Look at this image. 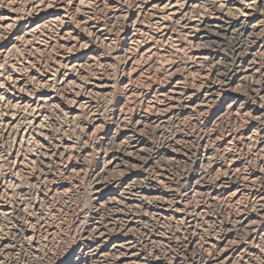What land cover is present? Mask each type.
<instances>
[{
	"label": "bare ground",
	"instance_id": "bare-ground-1",
	"mask_svg": "<svg viewBox=\"0 0 264 264\" xmlns=\"http://www.w3.org/2000/svg\"><path fill=\"white\" fill-rule=\"evenodd\" d=\"M26 1L30 7V14L32 10L33 12H35L36 15L34 16V18L30 16L28 17L27 23L24 24L20 28V30L16 34V37L12 43L15 44L16 42H18V40H22L25 43L28 42L27 44L30 45V48H32V50L37 52V51H41L43 48L51 49L52 45L56 44L55 42H58L61 49H59L58 51L54 50L56 52H54V54L52 55L53 57L50 60V63H48L47 70L45 69L46 71L38 75L33 74L34 75L33 78L35 79L37 78L38 80V83H37L38 85L35 86L38 89L37 96H35L34 98L26 97L27 99L25 100V99L19 98L18 94H16L14 97L10 96L11 98L9 99L6 98V102L8 105H10V108L13 107L14 109L16 108L21 109V107H23L26 111L28 110V114L24 115L26 117L25 119L23 118L24 119L23 123L20 124L21 130H22L21 136L25 137L26 134L27 135L34 134V133L36 134L39 132L38 133L39 138L43 136L47 137V134L45 136V134L43 133L44 132L43 124L45 123V120L47 119L46 118L47 109L48 110L53 109L56 106H58V104H61V103L65 104L64 114L66 117L63 116V118H66L67 122L68 120L73 123L76 121V126H78L79 124L77 125V123L79 119L81 117H85L86 122L82 130L85 129V127L87 126L86 130L89 131V134L91 135L94 134L92 132H95L96 130L102 128L103 120L98 115L97 111L94 110L93 106L96 105V101L98 102L97 100L98 98L100 100L101 99L106 100L109 93H112L110 91H112L111 89H112L113 82H111V80L109 79V77L111 76H108V75H105L106 78H101V77H97L96 75L95 77L93 74L94 77H92L91 75L92 72L95 73L97 71L91 70L92 72H89V70H86V69L87 68L91 69L92 63L95 62L100 57V54H98L99 56H97L95 52H92V49H93L92 48V35L94 36L96 40L98 39L100 42L104 43V45L108 46V44L110 43L109 31H107V28L103 23L102 24H97L95 22L92 23V20L90 19L93 13V12L91 13L92 10L90 11V7H91L90 5H92L91 0H26ZM246 1L248 0H234V2H231V0H135L134 6H133L134 11L131 13V15L130 13L128 14V17L129 15L130 17L128 20L127 27L125 28L123 27V29H121L122 31L119 28V31H118L119 32L118 42L120 43L118 44L121 49H117L118 51L117 54H119L118 58L120 57L123 58V60L121 59L123 61V71H121L122 72L121 74L122 76H124L123 75L124 73H127L128 75H130V73L135 74V75L137 74L140 75L142 73L147 72L146 70H150L152 71V73L154 72L156 73V71H158V68H160L159 66L160 62H163L165 64V67L163 66L164 67L163 72L160 73V76L161 78H165L166 81L164 82L166 83V86L162 89H159L153 92L151 97L145 96L142 94V92L139 91L140 89L138 90V92L137 90L134 91L131 88L133 86L130 84V81H127L126 79L125 81L123 80L124 78L122 77V79L121 78L120 79H121V89L124 92L123 93L124 98L122 102L120 103L119 108L123 109L127 105H132L137 100H139L140 102H143L146 100V104L143 105L145 109L147 111H149L148 109H151V110L154 109L155 114H156V118L153 121L151 120L152 121L151 124L154 128L160 129L165 126L167 127L168 126L175 127V125L177 126V130L171 133L166 138V141H165V145L168 144V146L166 145L167 148L165 149L164 156L167 157L165 161L170 162L169 167L171 170H173V167L175 168L177 166L176 161L178 160L177 157H179V155L177 156L175 155V153H172L174 152L172 150H175L176 149L175 147L180 146V144L182 143H187L188 138L190 137L189 133H193V134L194 132L197 133L200 136V139L204 143V145L200 151L201 153L199 154L200 156L199 163L197 164L198 167L196 168V171L194 174L187 175L184 172L183 168L181 170H177V174H178L177 178L185 180L184 187H183L184 190L182 191L183 193L182 195H178L174 188L175 183L173 184L171 182V184H169L166 188L165 187L162 188L160 185L162 181L157 182L154 180L152 181L147 180V179L145 180L143 179L141 175H139V173L135 174L133 172H129L128 166L131 163L130 161L131 157L140 156L141 152H143V150L145 149V144L142 139V135L140 134L141 133L140 129H142L141 121L144 120V117L137 115L134 125L130 129L125 130V128L121 126L122 123L124 122V117H123L124 115L120 114L119 116H117L118 119L116 120L115 125H113L115 126V129L113 128L115 134L113 133L114 135L113 134L110 135L109 133V134H106L105 136L102 134L104 136L102 137V143L104 144L103 148H105L104 149L105 151L103 152L104 157L102 159L103 162L101 163L102 165L100 168V174L96 177L94 182H91L90 197L94 202L93 204L94 209L91 210L92 212L90 211L87 214L83 213V210L80 209L81 206L78 203L75 202L73 204L71 203L70 205L68 204L67 201L69 200L72 201L70 195L67 194L68 190H65V189L59 190V188L53 187L55 184L54 185L52 184L49 174L47 173V171H45V169H47L50 166L49 161H47V159H44L42 161L40 160L41 161L40 167L42 171L43 170L45 171L44 173L42 172L43 181L48 183V186H49L48 190L50 192L54 194L56 192H59L60 196L58 194L56 195L61 197L62 202L65 204L61 206L62 208L64 207L63 210L65 212V216H67L66 214L70 210L74 211V210L79 209L83 213L81 219L75 222L74 229L71 234L73 247H74V251H73L74 255L72 254L73 255L72 259L70 258L71 260L66 261L64 264H93L92 262H94V264H146L148 263V262H145V256H147L146 253L141 251L139 248V243L137 244V242L134 241L135 236L133 234V230H135V228H137L142 223L148 226V228L146 230H143L144 233H142V237L140 239H142L145 242V244L150 245L149 247L155 250V252L151 253L152 259L151 258L149 259L150 263L148 264H160L158 255H160V250L161 251L163 250L162 249L163 247L162 238H161L162 232H161L160 225L162 226L163 224H166L165 226L168 225V227H170L174 231L177 228H185V230L189 231V233L191 229L194 231L193 234L192 233L189 234L190 236L187 239L188 241L182 242L181 246H179L181 248L180 256L181 258L183 257L182 258L183 261L181 259H179L181 261H178V258H174V264H233L239 258H244V257L245 258L247 257V260H249L252 264H264V237L258 235L260 231H261L260 234L262 235L263 233L264 235V176L255 178L253 177L254 175L252 177L250 175L249 177H246L244 173L243 174L241 173L240 169L238 168L239 166L238 161H236V159L230 152L235 147L243 146L246 144L249 145L250 142L254 141L257 147L255 149V152L252 153L253 157H256V158L258 157L257 160H259L260 158L264 159V104H261V100L263 99V97L262 99H259V98L253 99L250 103H246V106H244L245 103L241 102L240 97H238L234 92L231 91L234 88L232 86L234 82L242 83V82H248V81L250 83H260L262 85V88L264 89V68L262 66V64L264 63V17H263L264 16V13H263L264 12V2L262 0V3L259 6H257L256 4H253L252 6L249 5L251 8L249 7V9H246V8L243 9L244 3ZM22 3H24V0ZM207 7H210L211 9V12H209L208 14L207 12H205ZM124 8L125 6L118 5V6H113V7L112 6L107 7L106 11L104 9L105 12L103 14L104 16L102 17L104 19L106 18L109 27L112 29L110 30V32L113 31L114 29L115 30L118 29L117 20L118 18L122 17V14L124 13L123 11ZM258 8L260 9L259 13L257 12ZM239 14L240 16L244 15L246 19L241 20V17H238ZM16 18H17V15L0 12V30L11 26L16 21ZM74 19H76L77 21H81L84 27L87 26V28L89 29V33L87 37L80 36L75 33V30L71 25V22L74 21ZM224 20H227V21L224 22ZM76 23L77 22L75 21V24ZM83 32H85V30ZM0 36H1V33H0ZM32 39L35 40V43H32ZM112 39L114 40V37ZM111 42H114V41L111 40ZM228 43H231L233 46V51H235V56H234L235 60L233 61V64H232L233 66H231L229 69L226 68L227 69L226 72L225 70H223V74H225V76L228 78V81L224 84V86L222 85L223 89L218 90L216 88H209L207 86L203 87L202 86L203 82L199 84L201 88H199L200 86L198 88L196 87L197 90L195 91H193V89H187L188 84L190 85L189 88H192V85H195L193 84L194 80L192 81L194 77L195 78L199 77L200 79H202L206 75L204 74V72L200 71L201 65H203L206 62H212L211 65L219 66L218 60L216 61L215 58H210L209 53H208L209 47L210 46L223 47L224 45ZM9 46L11 47V45ZM16 48H18V46ZM32 50L31 52L34 53ZM2 53H5V52H3V48L0 46V55ZM173 54L175 55L178 54V56H180L182 60L184 61L181 62L180 64L177 63L176 61L173 60L174 57L172 58V56H174ZM5 55L7 58L8 57L7 54ZM96 62H98V60ZM42 65L44 66V64ZM36 66H38V64ZM2 68L6 69L3 67V65H2ZM23 71L24 70H22V72ZM219 73L220 72L218 71V74ZM20 74L21 73L17 74L16 72H12V73L10 72L8 75L6 74V76H8L6 78H9L10 80H12V83L15 85V87L17 86L18 88H20V89L17 88L18 90H21L20 83H22L21 82L22 75ZM145 74L147 75V73ZM26 75H27V70H26ZM55 78H60L59 82H57V85L55 83L56 82ZM82 80H85V81L87 80V81L83 83ZM1 82L3 83V81ZM197 82H200V81H197ZM35 83L36 82H34V84ZM3 84H5V82ZM33 89L34 88H30V90H27V91L30 92ZM200 89H203L204 91H201ZM60 91H62V96H64L63 99L65 101L61 99L60 97L61 95H59ZM3 92H4V89H3ZM24 92H25V89H24ZM228 92L230 93L229 97L226 96V98L224 99L225 102L227 101L228 102L227 103L222 102L221 99L223 97V94L228 93ZM26 94L28 93L26 92ZM95 97H96V100H95ZM154 100L156 101V103ZM258 100L259 102L257 103ZM216 106H217V112H215L212 116H210L212 117V120L203 118L200 122H198V119L200 120L201 116L206 114V112H208V110L212 109L213 107L216 108ZM12 111L14 110L12 109ZM59 111L61 110H58V112ZM180 111H185V112L194 111L196 112L195 114H198L197 119L191 118L189 116L190 114L187 115L189 116L187 119L188 124H189L188 126L192 128V131L189 133L181 132V130L183 129V128L181 129L182 127L181 124L185 122L186 119L184 115L179 117ZM246 114H249L251 119L254 120L253 122H255L258 125L257 131H254V133H251V132L249 133V131L246 130L247 132L244 131L243 133H238V134L236 133V135L232 137L228 136L224 140L219 139L220 136L219 138L218 136H216L215 128H216L217 122L221 123L222 120L224 119V116L237 119L239 116L241 115L244 116ZM56 116H58L57 112H56ZM0 118H2V116ZM80 121L82 122V119ZM73 123H72V126H73ZM198 123L201 126H203L204 124L207 131L201 132L198 130V128H195V126ZM14 126L15 125H13V127ZM11 127L12 126H10V129ZM196 127H198V125ZM72 128H73L72 130H74V127ZM79 128H80V125H79ZM5 129H7V127ZM16 129L17 131H19L17 127ZM206 129L204 128V130ZM7 131H9V134H10V130H7ZM64 133L67 134L66 132H63V134ZM84 134L85 132L82 131V135H81L82 139H83ZM197 134H194V135H197ZM13 142L15 143V141ZM18 142L20 141L18 140ZM67 144L63 145V150H66V151L69 150V147L71 146L68 147ZM250 146L251 145H249V147ZM64 152H61V153H64ZM44 155L45 154H43V156ZM97 157H98V154H97ZM29 160L30 159L23 158L19 162L20 164L27 165ZM32 162L35 163V161H32ZM174 164H176V166H174ZM162 167L163 168L161 169L162 170L161 174H166L168 172V168L166 169L165 166H162ZM113 173L116 174V178L110 180V182L108 183V186H107V183L105 184L101 181L103 177L105 178L106 176L113 174ZM125 173H127L128 178H125V180L121 179V177H123ZM97 178H100V179H97ZM104 180H106V178ZM114 180H116V182ZM177 180L175 182H178ZM3 189H4V186H3ZM243 189H249V192H247L249 195L247 199H245L246 196L244 199L247 200L250 206L249 209L251 210L250 211L247 210L246 212L242 210L241 213L239 211L240 214H238V216L233 218L232 223H234L233 225L235 227L231 229V230H234V229L241 230V232L243 233L241 237L242 240L239 239V241L237 242L234 241L231 243H228V241L224 242L223 240L216 241V242H213L212 240H210L209 246L211 247V250H213V252L217 250L216 252H214L213 254L212 252L208 253V256L207 257L204 256L205 257L204 259H200V257L194 255L200 249L199 247H202L200 246L202 243V241L200 242V239L204 238L202 237L204 230L201 225L202 222H199V221L201 220V218H204L206 216L205 210L207 211L208 208L210 209L211 208L214 209L215 207L217 208V205H219L220 203H224V205L226 203L227 207L229 206L233 207L234 203H237L239 200H241ZM161 191L164 193H162ZM196 198L201 199L200 201L201 203L198 204L196 202ZM22 203L24 204V206L27 204V203L25 204L24 202ZM8 204H10V202ZM8 206L3 201L0 200V221H3L7 217L11 216V214H13L14 211H12V208ZM105 208L108 210H111V212L113 211V215H111V218L113 220L114 218L115 220H119L120 222L119 226L118 227L116 226V227L120 231V234L122 233V235L120 236V239L118 241L113 239V242L110 246L104 245V243L108 242L110 238L106 234L104 235L102 231L103 223L104 221H106V217H103L104 215L102 214ZM24 210L22 208L20 213H23L26 215V213H24ZM226 211H228V209ZM35 218H32L30 220L29 229L22 228V227L18 229V231L21 233V236H22L21 238L22 241L20 243H25L26 247H28L30 250H32V246L35 241V234L33 230L38 228L37 226L38 220L40 221V224H41L40 225L41 227L38 233L43 235L42 239L49 240L50 238V240H52L54 238L53 237L54 231L52 230V227L49 224L50 222L47 220L45 221L46 218H40V219H35ZM26 220H28L27 217H26ZM112 226H114V224ZM23 227H26V226H23ZM106 232H108V230ZM55 238L53 240H55ZM67 239L68 238L66 234L64 233L59 237V241H58L59 248L63 252L68 247ZM50 242L52 243L53 241H50ZM8 246L10 247L11 245H8ZM8 246L4 245L3 249H8ZM205 249H207V247ZM168 250L167 249L165 250L166 254L169 253ZM211 250L209 249V251ZM7 251H9L10 254L13 252L11 248H9ZM33 251H34L33 253H30L31 255L25 256V261L29 264H36L37 262L36 260L38 259V258L35 259V256H34L36 255L35 252H37V250L33 249ZM207 251H205V253ZM24 254L25 253H23L22 256ZM15 256L16 254L14 255L13 259L17 261L18 258L17 256L16 257ZM16 261H14V263ZM170 261H172V259H170ZM250 262L248 263L250 264Z\"/></svg>",
	"mask_w": 264,
	"mask_h": 264
},
{
	"label": "rangeland",
	"instance_id": "rangeland-1",
	"mask_svg": "<svg viewBox=\"0 0 264 264\" xmlns=\"http://www.w3.org/2000/svg\"><path fill=\"white\" fill-rule=\"evenodd\" d=\"M0 1H1L0 5L2 6V7L0 6V12L12 14V15H17L16 21L12 24L13 26L12 25L9 26L11 28L6 27V28L0 30V31H2V32H0L1 33L0 46L3 48V52H5V53H2L3 55L2 54L0 55V67H1L0 74H2V75H0L2 77V78L0 77V85L1 84L3 85V86L2 85L0 86V95L2 94L0 96V100L2 101V102L0 101V115L2 116V118H0V123H2V124H0V140L3 139L2 141H0V168H1L0 169V179H1L0 180V200L3 201L7 206L9 205L8 207L12 208V211H14L13 214H11L12 217L9 216L6 219H4L3 221H0V264H29V263H27L25 261V256L31 255L30 253L34 252L33 249L37 250V252H35L36 255H34L35 259H37V258L39 259V261H38V259L36 260L37 261L36 264L37 263L38 264H53V263L54 264H64L66 261L71 260L73 255H74V252H73L74 251V247H73L72 235L71 234L73 232L75 222L79 221L81 219L83 213L87 214L88 212H90L91 210L94 209V205H93L94 202H93V200L90 197V187H91V182H94L96 177L100 174V168H101V165H102L101 163L103 162L102 159L104 157V153L103 152L105 151L104 150L105 148H103L104 144L102 143V137H104L106 134H109V133H110V135H112L113 133L115 134V132L113 130V128L115 129V126H113V125H115L116 120L118 119L117 116H119L120 114L124 115L123 116L124 117V122L122 123L121 126L124 127L125 130L126 129H130L134 125V122L136 121L137 115H140V116L144 117V120L141 121V128L142 129H140L141 131L139 130L141 133L140 132L139 133L142 135V139H143L144 144H145V149L143 150V152H141L140 156L131 157V159H130L131 163L128 166L129 172H133L135 174L139 173V175H141L143 177V179H145V180L146 179L147 180H151V181L154 180V181H157V182L158 181H160V182L162 181L160 183L162 188L163 187L166 188L169 184H171V182L173 184L175 183L174 184V188H175L176 193L178 195H182V193H183L182 191L184 190L183 187H184L185 180L177 178L178 177L177 176L178 175L177 174V170H181L183 168L184 172L187 175L194 174L195 171H196V168L198 167L197 164L199 163V158H200L199 154L201 153L200 151H201V149H202V147L204 145V143L200 139V136L197 133L194 132V134H197V135H194L193 133H189V132L192 131V128H190V126H188L189 124H188L187 119H188L189 116L191 118H196L197 119L198 118L197 117L198 114H195L196 112H194V111H186V112L185 111H180L179 117L184 115V117L186 119L185 122H183L182 124L180 123L181 126H182L181 129L183 128L181 130V132L182 133H189V136H190L189 138L190 139L188 138V142L187 143H182L183 145L180 144V146H176L175 147L176 148L175 150H172V151H174L172 153H175V155H177V156L179 155V157H177L178 160L176 161L177 162L176 163L177 166H176V164H174V166H176V167L175 168L173 167V170H171L170 167H169V163L170 162L165 161L166 158H167V157L164 156L165 155V149L168 146V144H166L167 146L165 145V141H166V138L171 133H173L174 131L177 130V126L175 124L174 125H175L176 128L174 126H168V127L165 126L163 128H160L161 130L159 128H154L152 126L151 122L156 118V114H155L154 109H152V110L148 109L149 111H147L145 109V107L143 105L146 104V100L143 101V102H140L139 100H137L132 105H127L123 109L119 108L120 107V103L122 102V100L124 98V94H123L124 92L121 89V79H122V77L124 78L123 80L126 79L127 81H130V84L133 86L131 88L134 91L137 90V92H138V90L140 89L139 91L142 92V94L145 95V96H150L151 97L153 92H155V91H157L159 89H162V88H164L166 86V83L164 82V81H166L165 78H161V76H160V73L163 72V68L165 67V64L163 62H160V64H159L160 68H158V71H156V73L155 72L152 73V71L146 70L147 72H145V73H147V75L145 73H142L140 75H138V74L135 75V74H132V73H130V75H128L127 73H124L123 74L124 76H122V74H121L122 73L121 71H123V61H122L123 58L122 57L118 58L119 54H117V52H118L117 49H121L120 46H119L120 43L118 42L119 41L118 40L119 39V37H118L119 32L118 31H119V28L121 30V29H123V27L124 28L127 27L129 17L131 15V13L134 11V9H133L134 7L133 6H134L135 0H120V1L119 0H91V2H92L91 4L92 5H90L91 6L90 7V11L92 10L91 13L92 12L93 13L91 15L92 18L90 16L89 17L92 20V23H94V22L97 23V24H102L103 23L106 26L107 31H109V34H110V43L108 44V46L104 45V43L100 42L98 39L96 40L94 38V36L92 35V48L94 49V50L92 49V52H95V54L97 56H99L98 54H100V57L97 59L98 62H96L97 61L96 60L95 62L92 63V68L91 69H88V68L86 69V70H89V72H92V71H95V70L97 71L95 73L92 72V74H91L92 77H94L95 75L97 77H101V78H106L105 75H108V76L112 77V78L109 77L111 82H113L112 83V89H111L112 91H110L112 93H109V95L107 97L108 99L106 98V100L105 99L104 100L103 99L100 100L98 98L97 99L98 102L96 101V105L93 106L94 110L97 111L98 115L103 120L102 128L96 130L97 132L96 131L92 132V133H94L92 135L89 134V131L86 130L87 126L85 127V129L82 130V128H83V126H84V124L86 122V119H85V117H81L79 119L78 123H77V125L78 124L80 125V128H81V130H80L79 125L76 126V121L73 123V122L68 120V122H67V119L63 118V116L66 117L65 114H64L65 113V111H64L65 104L61 103V104H58V106H56L55 108L50 109L53 112H51L50 110L47 109V114H46L47 115V117H46L47 119L45 120V123L43 124V129H44L43 133L45 134V136L47 134V137L43 136V137L39 138V135H38L39 132L36 133V134L35 133L34 134H29L30 136L27 135V134H26L27 136L25 135V137L21 136L22 135L21 134L22 130H21V125L20 124L23 123V120L26 117L24 115L28 114V110L26 111L23 107H21V109H18V108L14 109L13 107L10 108V105H8L7 102H6V98L9 99L11 97H14L16 94H18L19 98H22V99H25V100L27 99L26 97H29V98L33 97L34 98L35 96H37L38 89L35 86L38 85L37 84L38 80H37V78L36 79L33 78V76L41 74L42 72L47 70L48 63H50V60L53 57L52 55L54 54V52H56L59 49H61V47L58 44V42H55L56 44H53V43H52L53 45L51 44L52 45L51 49L50 48H43L41 51H37L36 52V51L32 50V48H30V45L27 44L28 42L25 43L22 40H18L19 43L18 42H16L15 44L12 43L14 41L15 37H16V34L20 30V28L24 24L27 23L28 17L30 16V17L34 18V16L36 14L32 10H31V14H30V7L27 4L26 0H24V3H22L23 0H0ZM231 2H234V0H231ZM263 2H264V0H263ZM261 3H262V0H248V1H246L244 3L243 9L244 8L249 9V7L252 6L253 4H256L257 6H259ZM118 5L125 6V8L123 10L124 13L122 14V17L118 18V20H117L118 29H116V30L114 29L115 31L113 30V31L110 32V30H112V29L109 27L106 18L104 19L102 16H104L103 14L106 11L107 7H110V6L113 7V6H118ZM13 7H15V8H13ZM104 9H105V11H104ZM259 10L260 9L258 8L257 9L258 13H259ZM205 12H207V14L209 12H211L210 7H207ZM129 13H130V15L128 17ZM238 17H241V20L242 19L243 20L246 19L244 17V15L240 16V14H239ZM75 21L77 22L76 24H75ZM226 21L227 20H224V22H226ZM19 25H20V27H19ZM71 25L74 28L76 34H78L80 36H85V37L88 36L89 29L87 28V26L84 27V25H82L81 21H77L76 19H74V21L71 22ZM7 29H8V31H7ZM84 30H85V32H83ZM113 37H114V40L112 39ZM111 40L114 41V42H111ZM99 42H100V44H99ZM32 43H35L34 39H32ZM3 44H4V46H3ZM112 44H113L114 47L112 46ZM9 45H11V47L13 46L14 49H13V47L11 48ZM17 46H18V48H16ZM106 47H107V49H106ZM6 50H8V51H6ZM31 50L34 53H32ZM54 50H56V51H54ZM11 51H12V53H11ZM232 51H233V46H232L231 43H228V44L224 45L223 47L210 46L209 49H208L209 56H210V58H215L216 61L218 60L219 61L218 62L219 66L218 65H211L212 62L204 63L200 67V71L204 72V74H206L204 76V78L200 79L199 77L198 78L194 77L192 79V81L194 80L193 84H195V85H192V88H189L190 85L188 84V88L187 87L186 88L187 89H193V91H195L200 86L199 84H201V82H203V85H202L203 87L207 86L209 88H216L218 90L223 89L224 84L228 81V78L225 76V74H223V70H225V72H226L227 71L226 68L229 69L231 66H233L232 64H233V61L235 60V58H234L235 51H233V53H232ZM5 54H7V56H8L7 58H6ZM45 55H47V56H45ZM49 55H51V56H49ZM173 55L174 56H172V58L174 57L173 60L176 61L177 63L180 64L181 62L184 61V60H182V58L180 56H178V54H176V55L173 54ZM115 56H116V58H115ZM4 60H5V62H4ZM26 60H28V61H26ZM29 62H31V63H29ZM37 64H38L39 67L36 66ZM42 64H44V66ZM2 65L6 69H3ZM40 66L43 67V68H41ZM213 66H215V67H213ZM262 66L264 68V63L262 64ZM15 67H17V68H15ZM17 69H18L19 73H21L20 75H22V78H21V82L22 83H20L21 90H18L20 88H18L17 86L15 87V85L12 83V80H10L9 78H6V77H8V76H6V74L8 75L10 72L11 73L12 72H16L17 74H19ZM5 70L7 71V73H6ZM8 70H10V71H8ZM22 70H24L25 72L23 71L24 72L23 73ZM26 70H27V75H26ZM28 70H29V72H28ZM215 70H216V72H215ZM218 71L220 72L219 74H218ZM93 74H94V76H93ZM59 80H60V78H55L56 85H57V82H59ZM1 81H3V83L5 82V84H3ZM86 81L82 80L83 83H85ZM197 81H200V82H197ZM34 82H36V83L34 84ZM248 82H242V83L238 82L239 84L234 82L232 86L235 89L232 87L233 90H231V91L234 92L238 97H240L241 102L245 103L244 106H246V103H250L253 99H258V98L262 99V97H263V99L261 100V104H264V89L262 88V85L260 83H250V82H249L250 83L249 84ZM22 84L23 85L25 84L26 86L25 85L23 86ZM163 84H165V85H163ZM27 86H28V88H27ZM30 88H34V89L32 91H30V92L27 91V90H30ZM199 88H201V86ZM3 89H4V92H3ZM24 89H25V92H24ZM200 90L204 91L203 89H200ZM18 91H19V93H18ZM26 92L28 94H26ZM60 92H61V94H60ZM60 92H59V95H61L60 96L61 99L64 100L63 99L64 96H62V91H60ZM229 94H230L229 92L228 93H224L221 101L225 102L224 99L226 98V96L229 97ZM95 100H96V97H95ZM247 101H249V102H247ZM227 102H225V103H227ZM258 102H259V100L257 101V103ZM155 103H156V101H155ZM99 106H100V108H99ZM56 108L58 110H61V111L58 112V110ZM12 109L14 111H12ZM144 110H146V111H144ZM56 112H57L58 116H56ZM215 112H217V106H216V108L213 107L212 109L208 110V112H206V114L201 116V118L199 117L200 120L198 119V122H200L203 118L212 120V117H210V116H212ZM187 115H189V116H187ZM61 116H62V118H61ZM243 117H245V118H243ZM238 118L237 119H233L231 117L229 118L227 116H224L225 120L223 119L221 123L217 122V125H216V128H215L216 136H218V138L220 136L219 139H223L224 140L228 136L232 137V136L236 135V133L237 134L238 133H243L244 131L245 132L249 131V133L250 132L254 133V131L258 130L257 129L258 125L255 122H253L254 120L251 119L249 114H246L244 116L241 115ZM81 119H82V122L80 121ZM230 119H232V120H230ZM234 120H236V121H234ZM66 122H67L68 125L66 124ZM72 123H73V126H72ZM107 123H109V124H107ZM13 125H15L14 126L15 128L13 127ZM197 125H198V127H196ZM197 125L195 126V128H198L199 131H201V132L207 131V129H206L204 124H203V126H201L199 123ZM10 126H12L11 129H10ZM63 126H64V128H63ZM71 126L74 127L75 131L72 130L73 128ZM6 127H7V129H5ZM16 127L18 128L19 131H17ZM204 128L206 130H204ZM12 129H14V130H12ZM64 129H66V130H64ZM7 130H10V134H9V131H7ZM71 130H72V132H71ZM82 131L85 132V134L83 136V139H82V136H81L82 135ZM63 132H66L67 134H65V133L63 134ZM73 133H75V134H73ZM8 135H10V136H8ZM6 136H7V138H6ZM68 137H69V139H68ZM12 140L15 141V143ZM18 140L20 142H18ZM44 141L47 142V143H45ZM26 142H28V143L30 142V143L28 144ZM11 143H12V145H11ZM64 144H67L68 147L71 146V147H69V150H67V151L63 150V145ZM249 145H251V146L249 147ZM249 145L246 144V145H243V146L235 147L236 149L233 148L230 152L234 156L236 161H238V163H239L238 168L240 169L242 174L244 173L246 177H249L250 175H251V177L254 175L253 177H255V178L256 177H263L264 176V161H263L264 159L260 158L259 160H257L258 157L257 158L253 157L252 153L255 152V149L257 147V145L255 144L254 141L250 142ZM240 147H241V149H240ZM173 149H174V147H173ZM18 152H19V154H18ZM61 152H64V153H61ZM43 154H45V155L43 156ZM97 154H98V157H97ZM157 157H158V159H157ZM249 157H250V159H249ZM251 157L253 158V160H252ZM23 158L35 161V163L29 160L30 162L28 161L27 165L20 164L19 161L22 160ZM44 159H47V161H49V165L50 166L47 169H45V171H47V173L49 174L50 179L52 181V184L53 185L55 184L53 187L54 188H59V190H64V189L68 190L67 194H69L71 199H72V201L71 200L67 201L68 204L70 205L71 203L73 204L75 202L78 203L81 206L80 209L83 210V213L79 209L74 210V211L70 210V211H68L69 214L68 213L66 214L68 217L65 216V212L63 210L64 207L63 208L61 207L64 203L62 202L61 197H59L60 196L59 192H56L55 194L50 192L48 190V188H49L48 183L43 181V173L45 171L44 170L42 171V169L40 167V164H41V161L44 160ZM14 161H15V163H14ZM261 162H262V164H261ZM255 164H257V165H255ZM19 165H20V167H19ZM162 166H165L166 169L168 168V172L166 174H161L162 173L161 169L163 168ZM78 170H79V172H78ZM24 171H26V172H24ZM127 173H125L124 176L121 177V179L125 180V178H128L127 177ZM114 175H115V177H114ZM3 176H5V177H3ZM103 178L101 179V181L103 183H105V184L107 183V186H108V183L110 182V180L116 178V174L113 173V174H110V175L106 176L105 177L106 180H104L105 178L104 179ZM162 178H163V180H162ZM97 179H100V178H97ZM158 179H160V180H158ZM8 180H9V182H8ZM176 180L178 182H175ZM114 181L116 182V180H114ZM3 186H4V189H3ZM23 190H24V192H23ZM247 192H249V189H243L242 190V198L237 203H234L235 207L234 206L231 207V206L228 205L230 207L229 208V207H227L226 203H225V205H224V203H220L219 205H217V208L216 207L214 209L211 208L212 210L210 208H208L209 210L208 209H207V211L205 210V215L206 216L204 218H201V220L199 221V222H202L201 225H202L203 230H204L203 231V236H202L204 238L200 239V242L202 241L200 246H202V247H199L200 249L198 250V252H196L197 254L195 253L194 255L200 257V259H204L205 257L208 256V253L212 252V254H213L214 252H216L217 250H215L214 252H213V250H211V247L209 246V241L210 240H212L213 242L223 240L224 242L228 241V243H231V242H234V241L237 242V241H239V239H241L242 234H243L241 232V230H238V229L231 230V229H233L235 227L233 225L234 223H232L234 217L238 216V214H240L242 210L244 212H246L247 210H249V211L251 210V209H249L250 206H249L247 200H245V199H247V197L249 195ZM162 193H164V192H162ZM246 193H247V195H246ZM56 194H58L59 196L56 195ZM22 195H23V197H22ZM245 196H246V198H245ZM25 197H27V198H25ZM4 198H5V200H4ZM197 199H199V198H196V202L198 204L201 203L200 202L201 199H199V200H197ZM29 201H30V203H29ZM9 202H10V204H8ZM22 202H24L25 204L27 203V204L24 206V204ZM221 205H222V207H221ZM236 206H237V208H236ZM25 207H27V208H25ZM22 208H23V210L25 209L24 213H26V215L23 214V213H20ZM50 208H52V209H50ZM223 208H225V209H223ZM105 209L103 210L102 214L104 215L103 217H106V221H104V223H103V226H102L103 230L102 231H103L104 235L106 234L110 238V240H108V242H105L104 245L110 246L112 244V242H113V239L117 240V241L120 239V236L122 235V233L120 234V231L117 228L119 226V223H120L119 220H115V218L113 220L111 218V215H113V211L111 212V210H108V209L105 210ZM227 209H228V211H226ZM222 211H223V213H222ZM239 211H240V213H239ZM40 212L43 213V214H41ZM142 213H143V211H142ZM44 214H46V215H44ZM26 217H27L28 220H26ZM30 217H32V218L36 217L35 219L46 218L45 221L47 220V221L50 222L49 224L51 225L52 230L54 231V236L53 237L54 238L57 237V238H55V240H53L54 238L52 237L53 239L51 238L52 240H50V238H49V240L53 241L55 243L52 242L53 243L52 244L48 239H45V240L42 239L43 235L38 233V231H39V229L41 227L40 226L41 224H40L39 220H38V223H37V226H38V228H36L37 230L35 228H34L35 230H33V232L35 234V241H34V244L32 246V250H30L28 247H26L25 243H20L22 241V239H21L22 236H21V233L18 231V229L20 227L29 229L30 220L32 219ZM8 220H10V221H8ZM51 221H52V223H51ZM115 221H116V223H115ZM151 221H152V219H151ZM106 223H108V224H106ZM113 224H114V226H112ZM165 225L166 224H163L162 226L160 225L161 232H162L161 233V238H162V246H163L162 249L163 250L162 251L160 250V255H158L159 262H160V264H174V258H178V261H181V260L183 261V259H182L183 257L181 258V256H180L181 248L179 246H181L182 242L188 241L187 239L190 236L189 234L190 233L193 234L194 231L191 229L190 233H189V231L185 230V228H177L176 229L177 231L176 230L174 231L173 229L168 227V225L167 226H165ZM8 226H9V228H8ZM23 226H26V227H23ZM145 226L146 225H144L143 223L140 224L137 228H135V230H133V234L135 236V240L134 241L137 242V244L139 243L140 250L145 252L146 255H147V256H145V262L150 263L149 259L151 258V253L155 252V250L153 248L149 247L150 245L145 244V242L142 239H140L142 237V233H144L143 230H146L148 228V226H146V227ZM164 227H165V229H164ZM166 227H167V229H166ZM107 230H108V232H106ZM31 231H32V229H31ZM149 231H150V229H149ZM165 232H167V233H165ZM260 232H259L258 235L264 237L263 233L261 235ZM63 233L66 234V236L68 238L67 239L68 240V243H67L68 247H67L66 250H64V252L60 250L59 244H58L59 243L58 242L59 241V237ZM36 235H37V237H36ZM111 238H112V240H111ZM216 239H218V240H216ZM139 240H140V242H139ZM56 244H58V245H56ZM4 245L5 246L6 245L7 246L11 245L12 247L8 246V249L11 248V250L13 252L10 254V252L7 251L8 249H3ZM18 246H20V247H18ZM165 247H166L167 250L170 248L168 250L169 253H167V254L165 252V250H166ZM206 247H207V249H205ZM208 247H209V249L211 251H209ZM204 250L205 251L208 250V251L205 253ZM203 251H204V253H203ZM8 252H9V254H8ZM23 253H25V254L22 256ZM26 253H28V254H26ZM38 253H39V255H38ZM15 254H16L17 258H18L17 261L13 259ZM201 254H202V256H201ZM12 259L14 261H16V262L14 263V261ZM170 259H172L173 262L170 261ZM179 259H181V260H179ZM248 262H250V261L247 260V257L246 258L244 257V258H239L235 263L236 264H238V263L239 264H243V263L244 264H249ZM92 263L94 264V262H92ZM148 263H146V264H148ZM235 263H233V264H235ZM250 264H252V263L250 262Z\"/></svg>",
	"mask_w": 264,
	"mask_h": 264
}]
</instances>
